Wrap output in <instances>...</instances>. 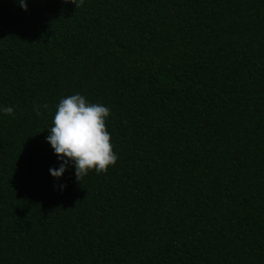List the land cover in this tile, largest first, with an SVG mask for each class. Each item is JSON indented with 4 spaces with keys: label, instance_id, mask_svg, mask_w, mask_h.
Returning a JSON list of instances; mask_svg holds the SVG:
<instances>
[{
    "label": "trees",
    "instance_id": "1",
    "mask_svg": "<svg viewBox=\"0 0 264 264\" xmlns=\"http://www.w3.org/2000/svg\"><path fill=\"white\" fill-rule=\"evenodd\" d=\"M77 93L119 157L82 184L46 142ZM9 106L0 264H264V0H0Z\"/></svg>",
    "mask_w": 264,
    "mask_h": 264
},
{
    "label": "clouds",
    "instance_id": "2",
    "mask_svg": "<svg viewBox=\"0 0 264 264\" xmlns=\"http://www.w3.org/2000/svg\"><path fill=\"white\" fill-rule=\"evenodd\" d=\"M76 8L83 5L84 0H65ZM22 9L27 11V0H18ZM40 107L48 109V105H34L37 116L41 115ZM110 109L103 104L90 103L85 96L77 93L60 99L52 119V127L48 130L46 142L51 145L54 154L60 161L57 169H50V174L60 179L69 165L75 168L77 182L90 171L97 175L106 174L110 166H114L119 157L113 150L111 134L107 130L106 120ZM4 115H14L12 107H0ZM66 185H61V188ZM70 210V209H69Z\"/></svg>",
    "mask_w": 264,
    "mask_h": 264
}]
</instances>
